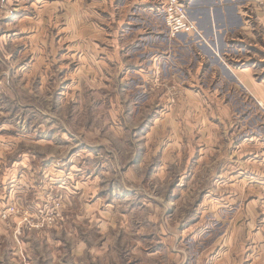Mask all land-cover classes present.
Wrapping results in <instances>:
<instances>
[{"label":"rangeland","instance_id":"obj_1","mask_svg":"<svg viewBox=\"0 0 264 264\" xmlns=\"http://www.w3.org/2000/svg\"><path fill=\"white\" fill-rule=\"evenodd\" d=\"M22 1V6L18 5ZM239 1L255 38L244 28L235 33V38L247 39L245 44L241 42L237 59L242 68L251 65L257 81H262L264 42L259 36L264 33V21L259 20L257 7L264 0ZM6 2L0 0V148L7 152L14 149L16 162L25 159L26 166H21L17 176L26 171L29 188L38 187L31 188L23 202L0 208L16 206L20 211L7 219L0 217L16 233L17 263L183 264L182 256L168 250L166 242L162 245L160 225L173 209L168 202L174 198L173 192L181 195V190L167 186L168 180L176 177L170 178L162 152L173 128L169 124L172 111H177L176 120L181 122L178 131L184 129L183 110L175 101L184 91L174 84L183 82L184 72H176L174 81L156 76L157 91L151 83L143 88L140 76L133 72L126 76L124 70L119 71V63L103 58L107 54L102 44H97V52L87 40L80 45L72 43L73 13L69 6L46 10L41 16L37 0H15L8 6ZM166 3L158 13L172 37L163 13ZM80 16L86 19L87 11L82 10ZM82 23L76 33L87 35V24ZM194 34L200 36V32ZM188 40L194 47L189 53L194 66L203 55L202 47L193 37ZM88 65L94 71H88ZM233 98L240 105L236 109L240 121L245 124L247 118L249 122L259 119L258 126L263 128L262 98L245 91ZM210 116L218 132H231L234 124H222ZM248 126H243L242 133L249 131ZM146 132L152 139L142 138ZM140 165L144 183L136 186L133 172L129 174L127 169ZM98 198L101 203L121 198L116 209L121 207L125 215L112 221L101 213V206L93 213ZM157 208L159 221L153 220ZM186 210L181 211L185 214ZM114 216L121 217L119 213ZM141 224L144 226L138 228Z\"/></svg>","mask_w":264,"mask_h":264},{"label":"crops","instance_id":"obj_2","mask_svg":"<svg viewBox=\"0 0 264 264\" xmlns=\"http://www.w3.org/2000/svg\"><path fill=\"white\" fill-rule=\"evenodd\" d=\"M11 1L15 0H7L5 5ZM164 1L71 0L67 4L63 0H44L39 6L41 16L46 10L69 6L67 9L73 13L72 43L80 45L87 40L88 45H95L94 49L97 44H102L105 46L103 52L107 54L103 58L107 62L109 59L115 61L116 65L119 63V71L124 70L126 76L132 72L140 76L142 82L139 85L143 88L151 83L153 91H157L156 76L174 81L176 72H184L186 78L183 82L178 79L180 82L174 83L184 91L175 100L178 102L176 106L183 110L184 129L178 131L181 122L176 120L177 111H172L169 115L172 133L168 136L166 150L162 152L170 178L176 177L174 181L169 179L167 186L181 190V195L177 193L176 196L173 192L174 198L168 200L173 209L160 223L161 243L166 242L168 250L182 256L183 264H264L261 191L264 183V126H258L260 120L254 117V121L249 122L247 116L243 124L241 114L236 111L240 105L233 98L239 91L253 93V96L262 98L259 105L264 107V79L257 81V72L250 68L251 65L242 68L240 59H237L241 53L239 47L247 39L235 38V33L244 28L249 37L255 36L245 21L239 0H185L191 19L200 28V36L180 33L175 38L170 37L164 19L158 13ZM22 4L23 1L18 5ZM257 8L260 9L259 20L264 21V3ZM82 10L88 13L86 19L80 16ZM81 21L82 25L87 24V35L80 31L76 33ZM257 26L260 28V21ZM190 37L201 43L203 54L194 66L189 56L194 49L188 40ZM259 38L264 42V33ZM179 50L183 52L178 55ZM261 61L264 63V58ZM88 66V71H94ZM149 79L151 82L147 81ZM211 114L222 124H234L231 132H218L217 123L210 120L213 118ZM240 124L249 125V131L242 133L244 127ZM145 136L152 137L150 132L142 138ZM7 151L0 148V208L15 201L23 202L31 194V188H38L34 185L29 188L26 171L17 176L21 166H26L25 159L23 163L16 162L15 153H12L14 149ZM158 167L162 170L161 166ZM127 170L129 174L131 171L135 173L132 177L136 186L144 183L140 179L144 170L141 165ZM196 174L198 178L194 179ZM187 175H193V179ZM121 198H108V203H101L98 198L92 212H99L101 206V213L110 216V220L122 219L121 215L125 214L121 207L116 209L122 204ZM118 199L120 201H116ZM139 203L140 200L135 201L136 205ZM182 208L187 209L185 214ZM116 213L121 217L114 216ZM154 213L157 217L153 220L159 221L160 210L157 208ZM141 226L144 225L138 228ZM16 249L14 228H7L0 221V264H18Z\"/></svg>","mask_w":264,"mask_h":264},{"label":"built area","instance_id":"obj_3","mask_svg":"<svg viewBox=\"0 0 264 264\" xmlns=\"http://www.w3.org/2000/svg\"><path fill=\"white\" fill-rule=\"evenodd\" d=\"M163 13L172 37L180 33L199 32L196 23L189 16V5L185 0H167ZM262 196L264 202V183H262ZM19 212L16 206H9L0 210V217L7 219Z\"/></svg>","mask_w":264,"mask_h":264}]
</instances>
